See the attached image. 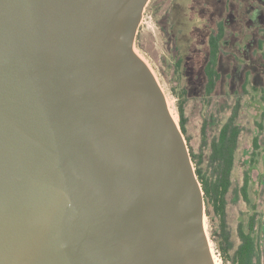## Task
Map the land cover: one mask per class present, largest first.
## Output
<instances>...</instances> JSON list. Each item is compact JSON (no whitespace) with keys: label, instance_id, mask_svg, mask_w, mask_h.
Listing matches in <instances>:
<instances>
[{"label":"water","instance_id":"95a60500","mask_svg":"<svg viewBox=\"0 0 264 264\" xmlns=\"http://www.w3.org/2000/svg\"><path fill=\"white\" fill-rule=\"evenodd\" d=\"M149 1L0 0V264H217Z\"/></svg>","mask_w":264,"mask_h":264},{"label":"rangeland","instance_id":"374dc122","mask_svg":"<svg viewBox=\"0 0 264 264\" xmlns=\"http://www.w3.org/2000/svg\"><path fill=\"white\" fill-rule=\"evenodd\" d=\"M177 10L186 11V17H179L187 18L184 24L188 26L177 25L180 31L176 32L179 34L174 42L163 18L165 15L174 18ZM219 19L225 21L228 29L220 68L230 77L229 83L219 88L214 101L208 103L202 94L204 66L208 38ZM134 49L155 74L177 123L178 105L184 104L187 137L193 152L202 159L206 173H209V143L230 115L235 93L242 94L244 132L233 172L234 184L228 195V221L236 237L240 223L247 227L254 206L264 211V0H150ZM255 136H259L260 145L256 156L253 155ZM246 171L251 177V204L244 202L240 194ZM209 209L213 214L211 206ZM205 224L217 264H226L211 238L213 230L219 231V218L214 215L210 224L205 214ZM260 240L264 247V229Z\"/></svg>","mask_w":264,"mask_h":264},{"label":"trees","instance_id":"16d2710c","mask_svg":"<svg viewBox=\"0 0 264 264\" xmlns=\"http://www.w3.org/2000/svg\"><path fill=\"white\" fill-rule=\"evenodd\" d=\"M177 4L181 5L180 3ZM186 15V11L177 10L174 11V18L171 15H165L163 18L164 24L167 26L168 32L174 42L178 39L179 33H176L180 31L178 27L181 25L184 27L188 26L184 24L187 18L181 19L179 17H186ZM227 30L225 21L219 19L216 22V28L212 30L208 38V53L204 66L205 79L202 91L208 103L214 101L221 86L229 83L228 79L230 75H226L220 68L225 54L224 46L227 44L225 39ZM243 89L246 90L245 84L243 85ZM235 94V102L233 103L230 115L222 123L208 146L207 160L209 162V173L203 171L202 159L193 152L190 146L187 137L184 104L182 102L178 105L180 114L179 125L187 140L195 172L204 192L205 213L209 218L210 224H213L214 215L219 218V231L215 232L213 230L211 238L217 244L220 257L224 259L226 264L228 262L231 264H263L264 247L260 240V232L264 229V211H261L258 206H254V210L249 216L247 227L244 223H240L237 228L236 237L228 221V195L234 184L233 172L240 139L244 132V126L241 123L243 96L241 93ZM203 131L206 133V130ZM253 144V155L256 156L260 146L259 136L254 137ZM250 187L251 177L246 171L240 186V194L244 202L249 204H251ZM209 206L212 207L213 214Z\"/></svg>","mask_w":264,"mask_h":264},{"label":"bare ground","instance_id":"6f19581e","mask_svg":"<svg viewBox=\"0 0 264 264\" xmlns=\"http://www.w3.org/2000/svg\"><path fill=\"white\" fill-rule=\"evenodd\" d=\"M169 105V104H168ZM169 108H170V106H169ZM170 111H171V113L173 112V109L172 108H170ZM173 114V113H172ZM174 116V115H173ZM175 118V117H174ZM176 120V119H175ZM213 255H214V258H215V254H214V251H213ZM215 261H216V263H217V260H216V258H215Z\"/></svg>","mask_w":264,"mask_h":264}]
</instances>
